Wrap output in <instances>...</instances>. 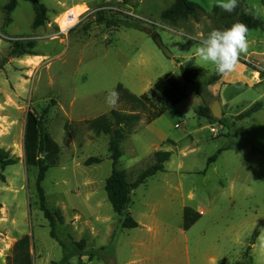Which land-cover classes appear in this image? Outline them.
I'll return each mask as SVG.
<instances>
[{"label": "rangeland", "instance_id": "374dc122", "mask_svg": "<svg viewBox=\"0 0 264 264\" xmlns=\"http://www.w3.org/2000/svg\"><path fill=\"white\" fill-rule=\"evenodd\" d=\"M8 1L0 0V60L15 40H33L35 54L8 57L0 67V148L17 157L0 168V264H7L24 234L30 236L33 264H57L64 254L59 241L69 252L62 264H264V27L248 32L247 51L240 54L242 62L260 69L261 79L224 88L230 95L222 107L225 115L220 122L209 119L216 128L223 126L216 137L201 127L208 118L196 112L206 102L184 82L178 61L193 56L200 81L215 73L211 64L200 66L195 49L210 31L238 23L233 12L213 11L217 0H190L203 12L176 22L160 16L174 0H39L46 21L36 28L29 0H17L6 14ZM242 1L248 13L264 21V0ZM76 3L82 4L71 8L74 20L86 12L66 34L58 33L55 17ZM98 9L106 17L128 19L130 26L97 23ZM166 72L179 79L186 97L148 123L162 97L151 96L154 105L133 111L140 119L120 142L117 168L133 181L152 163L155 150L169 151L170 158L163 171L132 191L127 211L138 225L123 228L104 189L112 169L109 135L90 130L86 121L112 108L131 112L121 99L109 107L108 93L118 84L135 95L146 93ZM254 102L261 108L236 117ZM28 110L60 145L58 163L41 182L45 205L62 212L63 221L54 227L58 240L39 209L38 169L24 159ZM91 156L101 160L85 164ZM187 206L200 215L185 230ZM255 230L259 234L250 244ZM73 241H83L92 256L72 254Z\"/></svg>", "mask_w": 264, "mask_h": 264}, {"label": "trees", "instance_id": "16d2710c", "mask_svg": "<svg viewBox=\"0 0 264 264\" xmlns=\"http://www.w3.org/2000/svg\"><path fill=\"white\" fill-rule=\"evenodd\" d=\"M29 1L31 2L34 10L32 27L36 28L44 24L46 21V7L39 0ZM16 4L17 0H9L4 6L5 13L9 14L15 8ZM103 11V9H98L96 11V13H98L96 18L97 23H105L107 26H119L121 24L130 26L128 19L123 20L116 16L106 17L103 14ZM213 11L217 13L220 11V8L215 5L213 7ZM202 12L203 10L201 6L193 1L174 0L170 6L161 12L160 16L164 20L176 22L177 20L185 19L190 15L197 18V16ZM233 13L237 14L239 23L246 25L248 32L254 28L264 27V21L261 18L248 13L242 0H239V3ZM225 15L226 14L223 12L220 17H225ZM34 45L35 42L33 40L12 41L7 55L0 60V67H2V62L7 61L8 57L22 56L25 54L34 55L35 53L32 51ZM191 57V60L186 59L184 62L178 61L180 73L184 82L192 84L194 86L195 93H197L202 100L207 103L210 96L206 92V87L213 84L220 78L221 75L215 72L209 76L206 81L198 80L194 68V57ZM238 61H241L240 57ZM115 92L118 94V99L130 103L132 111L121 112L116 108H112L107 114H102L86 121V124L87 127L95 133H106L109 135L107 146L109 158L112 161V169L110 174L105 179L104 189L113 211L120 217L119 221L121 227L133 228L136 227L138 223L127 211L131 202V193L148 177L154 175L158 171L164 170V164L169 160L170 152L167 150H155L152 154V163L142 169L133 181H129L126 171L124 169L117 168L118 160L122 155L120 142L132 132H130V129L140 119L138 115L139 113L133 111L136 109H145L147 103H149V105H154L151 102V96L162 97L164 101L148 116L145 121L147 123L162 115L174 105L178 104L186 97V91L185 87L173 73L166 72L153 83L152 87L146 93L135 95L123 88L120 84L116 86ZM261 106V102H254L236 117L243 118L249 116L251 113L260 109ZM197 114L219 122L223 118L222 117L221 120H216L212 117L207 104H205L203 108H198ZM23 149L25 163L29 166H36L38 169L35 180V188L38 197L39 209L42 211L44 218L48 221L50 236L58 240L54 227L56 222L63 221L62 212L58 208L49 209L45 205V195L41 182L45 176L46 170L50 166L58 163L60 145L55 141V139H53L46 127L43 125L42 120L32 110H28L26 113ZM215 159L216 154L208 158V163L214 161ZM100 160L101 159L99 157L91 156L85 160V164L99 162ZM16 162L17 157L10 156L7 151L0 148V168H4ZM199 215L200 213L196 212L191 207H184L182 221L183 229H188L198 219ZM257 234L258 231L255 230L250 239V244L254 243ZM59 243L62 245L64 254L56 263L62 264L68 261L69 252H67L66 246L61 241H59ZM83 247V241H73L71 253L80 255L88 254L91 257L92 252L90 250L84 251ZM11 252L12 254L7 258V264H33V258L30 252V236L28 234L22 235L14 242Z\"/></svg>", "mask_w": 264, "mask_h": 264}, {"label": "clouds", "instance_id": "9594fccd", "mask_svg": "<svg viewBox=\"0 0 264 264\" xmlns=\"http://www.w3.org/2000/svg\"><path fill=\"white\" fill-rule=\"evenodd\" d=\"M239 0H217V7L232 13ZM248 29L243 23H234L222 30H212L200 39V45L195 49V56L199 58L201 65L211 64L219 75L232 72L238 62L240 54L247 51ZM191 60L192 57L186 58ZM118 94L113 90L108 93L106 103L109 107H115Z\"/></svg>", "mask_w": 264, "mask_h": 264}, {"label": "crops", "instance_id": "0c3cea01", "mask_svg": "<svg viewBox=\"0 0 264 264\" xmlns=\"http://www.w3.org/2000/svg\"><path fill=\"white\" fill-rule=\"evenodd\" d=\"M78 4H82V3L73 4L71 6V8L74 6H77ZM29 59H31V58H29ZM26 60L27 59H25L24 61H26ZM261 69L264 70V68H261ZM260 79H261L260 69H257V67L256 68L251 67L242 61L241 62L238 61L232 72L225 74V75H221L218 80H216L213 84L208 85L206 87V92L209 94L210 98L211 97L218 98L220 105H221V108H222L230 100L229 99L230 95L226 94V90L224 89L226 86H230V85H237L238 86L239 84H243V83L252 84V82L259 81ZM220 97H221V99H220ZM246 109H244V110H246ZM244 110H242L241 112H243ZM222 113L224 116L225 114L223 112V108H222ZM240 113H238V114H240ZM207 120L209 123L206 125H203L201 127L209 128V131L212 133V135L217 137L220 134L219 131L221 129H223V126L221 124H219L218 128H216L214 126V122H216V121L213 122V121H210L209 119H207ZM175 125L177 126V124H175ZM200 212H202V211H200ZM142 227L146 228L148 231L151 230L150 225L142 224ZM258 234H259V231H258ZM258 234H257V236H258ZM145 259H147V258L143 257L140 259V261L145 260Z\"/></svg>", "mask_w": 264, "mask_h": 264}, {"label": "built area", "instance_id": "2783aa9c", "mask_svg": "<svg viewBox=\"0 0 264 264\" xmlns=\"http://www.w3.org/2000/svg\"><path fill=\"white\" fill-rule=\"evenodd\" d=\"M84 13L85 12L77 15L75 20L74 14L71 10V6L65 9L63 12L59 13L54 19L58 33L66 34L75 25V23L78 21V18Z\"/></svg>", "mask_w": 264, "mask_h": 264}, {"label": "water", "instance_id": "95a60500", "mask_svg": "<svg viewBox=\"0 0 264 264\" xmlns=\"http://www.w3.org/2000/svg\"><path fill=\"white\" fill-rule=\"evenodd\" d=\"M158 44L167 56H171V53H169L168 50L162 44H160V41H158ZM206 104L210 110L212 117H214L216 120H221V118L223 117V113L218 98L211 97Z\"/></svg>", "mask_w": 264, "mask_h": 264}, {"label": "bare ground", "instance_id": "6f19581e", "mask_svg": "<svg viewBox=\"0 0 264 264\" xmlns=\"http://www.w3.org/2000/svg\"><path fill=\"white\" fill-rule=\"evenodd\" d=\"M83 12H86V10H85V11H83ZM83 12H82V13H83ZM82 13H81V14H82Z\"/></svg>", "mask_w": 264, "mask_h": 264}]
</instances>
